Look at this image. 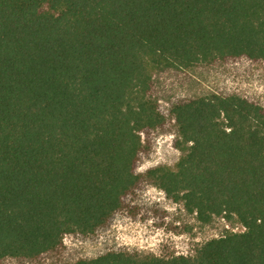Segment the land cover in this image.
<instances>
[{
  "label": "trees",
  "instance_id": "obj_1",
  "mask_svg": "<svg viewBox=\"0 0 264 264\" xmlns=\"http://www.w3.org/2000/svg\"><path fill=\"white\" fill-rule=\"evenodd\" d=\"M264 63V0H0V260L106 227L143 182L196 220L244 228L192 256L109 251L72 264H264V107L209 94L171 107L176 170L139 174L164 118L149 63Z\"/></svg>",
  "mask_w": 264,
  "mask_h": 264
},
{
  "label": "rangeland",
  "instance_id": "obj_2",
  "mask_svg": "<svg viewBox=\"0 0 264 264\" xmlns=\"http://www.w3.org/2000/svg\"><path fill=\"white\" fill-rule=\"evenodd\" d=\"M148 96L164 118L162 127L142 137L137 172L163 167L176 170L184 151L177 148L179 137L171 114L179 100L209 94L238 95L264 107V63L239 59L227 63L197 64L188 68L149 63ZM244 228L235 217H213L208 224L196 220L182 203L173 202L156 186L143 180L124 200L111 222L94 234L66 235L62 246L37 259H3L0 264H72L109 251L169 258L192 256L206 241Z\"/></svg>",
  "mask_w": 264,
  "mask_h": 264
}]
</instances>
